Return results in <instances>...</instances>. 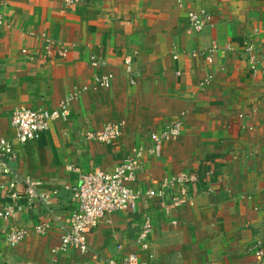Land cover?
Listing matches in <instances>:
<instances>
[{
  "label": "crops",
  "instance_id": "1",
  "mask_svg": "<svg viewBox=\"0 0 264 264\" xmlns=\"http://www.w3.org/2000/svg\"><path fill=\"white\" fill-rule=\"evenodd\" d=\"M191 7L210 15L199 33L188 32ZM0 13V137L13 141L15 107L51 109L79 93L66 120L51 121L37 140L14 141L12 173L0 175V185L13 176L35 179L52 195L53 213L35 203L3 223L0 264H107L129 252L155 264H258L257 243L264 247V0H0ZM43 33L69 48L66 58L44 53L37 37ZM213 46L208 63L205 52ZM93 56L107 65L92 67ZM126 57L138 74L135 85L124 72ZM104 72L115 75L109 88L95 86L94 76ZM178 119L180 136L155 154L145 152L131 186L149 189L166 176L193 172L197 179L185 188L192 200L166 214L163 199L142 197L135 210L106 213L88 235V251L54 255L79 180L67 166L111 172L133 146H148L151 132ZM109 123L121 126L114 143L90 139ZM13 202L0 189V208ZM145 213L154 220L147 250L137 242ZM44 221L49 228L35 233L33 226ZM11 227L29 230L15 246L6 240Z\"/></svg>",
  "mask_w": 264,
  "mask_h": 264
},
{
  "label": "built area",
  "instance_id": "2",
  "mask_svg": "<svg viewBox=\"0 0 264 264\" xmlns=\"http://www.w3.org/2000/svg\"><path fill=\"white\" fill-rule=\"evenodd\" d=\"M79 0H65L66 4L78 2ZM177 3L184 4L187 0H175ZM210 19V15L201 7H191L187 10V28L189 33L201 32ZM4 20L0 13V23ZM43 43L42 49L48 56H59L66 58L69 54V48L59 45L54 39L43 33L37 35ZM217 50L213 46L205 52V58L208 63L213 61V55ZM248 52L253 50L252 44L247 48ZM23 51H26L23 49ZM91 65L94 68L101 69L107 65V62L93 56ZM124 72L130 85L136 84L137 71L132 68V62L129 57L125 58ZM115 75L113 72H104L94 76L95 86L100 88H109ZM79 93L74 92L64 96L58 105L54 108H31L25 105L15 107L11 114V124L14 129L13 141L0 137V175H11L12 169L10 161L15 159L14 141L21 144L29 140H37L49 127L51 121L66 120L70 113V107L76 100ZM182 129V120L178 119L166 124L159 130L153 131L149 135V145H135L131 148L124 159L114 167L111 172L100 169L84 172L76 165H68L67 170L78 174L79 180L73 188L72 198L75 207L72 209L68 225L64 227V233L61 236L60 244L52 250V253L58 254L66 252L69 249L86 252L89 250L88 235L96 228L106 213L121 210H135L138 201L145 197L146 199H163L162 209L168 214L176 208L182 206L185 202H190L191 197H186L185 188L188 183L197 179L196 173L180 171L162 178L159 183L149 189L134 188L131 186L137 180L138 173L142 169L143 157L145 152L155 154L168 142L176 140ZM121 135V126L119 123H109L97 133L91 134L90 139H97L105 143H114ZM40 182L31 177H16L0 185L14 201L11 205L0 208V226L9 221L23 211L25 206L35 203L43 205L49 213H53V197L50 193L40 191L38 185ZM22 187V188H20ZM169 193V194H168ZM170 195L168 200L164 198ZM21 201L25 203L22 204ZM154 227L153 215L145 213L142 218V225L137 236V242L141 249H148V237ZM49 228L48 222L36 223L33 231L37 234L45 233ZM29 230L26 227H11L6 236L10 246L17 245L22 241ZM256 247V246H255ZM121 250L122 246H117ZM258 264H264V247L257 243L254 252ZM120 258H107V264H155L151 259H143L138 252H129L121 255ZM97 258V255H93Z\"/></svg>",
  "mask_w": 264,
  "mask_h": 264
}]
</instances>
